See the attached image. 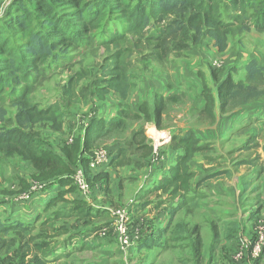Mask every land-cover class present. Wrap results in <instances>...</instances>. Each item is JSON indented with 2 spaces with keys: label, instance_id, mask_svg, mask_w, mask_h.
Wrapping results in <instances>:
<instances>
[{
  "label": "trees",
  "instance_id": "trees-1",
  "mask_svg": "<svg viewBox=\"0 0 264 264\" xmlns=\"http://www.w3.org/2000/svg\"><path fill=\"white\" fill-rule=\"evenodd\" d=\"M251 31L264 36V0L12 2L4 16L0 17V164L17 158L29 164L33 170L32 180L36 185H43L45 189L48 184H59L61 187H68V193L75 191L79 194L81 193L74 186L72 177L77 170H82L90 192L93 171L88 167V154L92 151L88 140L93 129L100 125L99 137L122 133L127 129V120L144 119L148 122L152 120L151 114L146 103L138 105L137 112L124 106L119 112V117L108 122L99 117L97 111L88 112L89 121L88 127L84 128V137L79 135L70 144L60 143L58 150L53 151L47 148L51 144H44L42 132H36L35 127L39 124H49L47 129L51 130L50 133L57 134L63 126L59 124L61 121L56 124L57 117L60 118L62 114L58 115L55 106L42 108L31 100V95L40 85V79L44 78L50 64L63 61L71 52L92 49L95 43L105 47L110 54V65L99 66L102 74L99 83L103 87L95 89L91 94V101L103 100L110 93L125 100L136 86V79L133 78L140 77L133 74L136 71L132 65L130 49L124 46L130 43L132 38L144 39L146 52L137 50L136 53L140 54L137 61L148 66L152 62L163 64L170 55L183 58L193 47L201 45L206 39L212 40L213 47L218 52H224L231 38ZM149 71L144 67L142 75ZM244 71V79L237 82L232 79L231 71L230 74L219 70L210 71L214 88L211 90L203 83L202 96L205 105L203 114L211 121L215 119V108L223 114L264 98V64L251 59ZM68 87L69 82L66 89ZM66 89L64 94L68 92ZM155 98L158 101L154 108L156 119L165 110L167 102H177L176 97L164 99L156 95ZM155 124L158 126V120ZM172 143L173 149L179 150L180 155L171 174L155 186L156 191L163 192L161 195H168L171 200H177L172 201L169 213L171 219L182 208L190 192L193 174L188 170L189 163L197 152L207 150V146L199 145V140L190 131L185 132L183 136L173 137ZM109 153L111 160L108 167L117 155V152ZM219 174L221 173L204 177L196 187L202 186ZM29 188L23 184L22 191L27 192ZM99 189L103 191V186ZM63 196L64 192H60L57 197L46 203L44 212L48 214L44 219L43 214L36 216L32 223L18 220L6 222L0 219V264H41L39 256L45 254V249L40 246V241L46 238V235L66 231L62 223L70 222L73 218L69 214L55 211L56 207L62 205L60 203L63 202ZM76 205L79 214L75 217L80 219L83 217L81 214L88 211L82 203ZM136 207L138 209L141 205L137 204ZM151 222L146 223L141 218L138 242L129 248V252L137 250L151 240L158 241L159 247H165L166 242L159 241ZM53 224H57L60 231L53 230L54 234H50ZM175 228L181 230L184 225L176 224ZM111 231L114 229L111 228ZM73 237L76 235H69L64 242L65 249L71 246ZM179 240L192 241V255L198 261L200 239L187 235ZM83 242L82 239L78 244Z\"/></svg>",
  "mask_w": 264,
  "mask_h": 264
},
{
  "label": "crops",
  "instance_id": "crops-1",
  "mask_svg": "<svg viewBox=\"0 0 264 264\" xmlns=\"http://www.w3.org/2000/svg\"><path fill=\"white\" fill-rule=\"evenodd\" d=\"M206 42H209L213 52L221 55L220 60L225 63L230 44L224 52L220 53L213 47V42L210 39H206L197 47L203 46ZM250 60L243 59L240 68H244ZM195 63L196 59L192 65L186 63V66L193 67ZM186 72H188L187 68ZM206 74V76H202V79L208 77L206 82L213 90L214 84L211 83L210 71H206ZM184 76L186 77V75ZM183 80H187V84H183L180 88L172 84L170 88L169 84L164 85L163 81L156 84L143 78L125 100L121 99L119 95L110 93L103 100L93 102L99 117L106 122L117 119L124 106L137 112L136 107L142 103L147 104V110L151 114L152 120L148 122H145L144 119L126 121L127 129L124 132L129 133L132 140L126 139L124 144L127 145L115 147L117 155L112 164L105 172H101L99 177L93 176L92 188L87 195L75 191L68 193V187H61L59 184H48L45 189L41 185L42 189L33 190V187L36 186L32 180L33 170L28 163L23 161L20 162L25 164L24 176H18L16 181L11 184L0 185V219L6 222L18 220L32 223L36 216L41 214H43L42 219L46 218L48 214L44 212L46 203L57 197L60 192H64L63 202L60 203L62 205L56 207L55 211L69 214L73 218L70 222L62 223L66 231L46 235V238L40 241L41 245L37 242L42 249H45V254L39 256L41 264H264V249L258 258L253 259L251 256L253 240L249 241L250 233L255 236L257 222L264 220V218H257L260 213L264 214V165L257 166L255 162L250 161L246 162L249 165V170L246 173H234L229 168L223 171L216 168L204 173L206 168L198 165L199 162H196L194 157L188 165L189 172L193 174L189 187L190 192L187 194L186 202L172 216V219L169 215L173 205L172 201L176 202L177 200H171L168 195H161L160 191L155 190L157 183L171 174L180 155L179 150L173 149V137L183 136L185 132L190 131L199 140V145L210 143L209 141L228 145L247 140L246 143L244 142L245 145L239 144L241 148L235 151L238 155L239 150L248 149L250 145H257V131L264 130V108H261L263 105L259 106L264 102H259L260 100L223 114H220L215 108V119L213 121L210 118L207 119L211 124L206 130L188 128L186 123L182 128L174 130L173 123L176 121L169 118L170 125H167L165 118L169 105L180 104L178 96L175 95L186 99L189 109L197 110L200 118H208L203 114L205 105L201 80H191L190 77H186L177 83ZM178 90L181 92H177ZM156 95L164 99L168 97L177 99L176 103H166L165 110L162 111L158 119L155 118L154 111L155 104L158 102L155 98ZM154 119L158 120V126ZM85 129L79 134L81 137H84ZM147 130H152L153 136L158 140L163 141L164 137L167 138L165 143L159 145L161 154L154 164L151 160L152 148L146 135ZM206 131H211V133L207 134ZM100 133V125H98L93 129L92 135H89L88 146L90 149L122 134L114 133L99 137ZM243 136L246 138L243 139ZM132 142L135 143L131 144ZM199 153H203L204 160H211L206 155V151L197 152L195 156ZM242 163L244 162L236 161L234 169L239 170ZM219 172L221 174L216 178L196 187L204 177ZM221 177H226L231 187L223 186L221 190L216 191L210 185L218 183ZM23 184H26L28 188L30 185L27 192L22 191ZM96 185L98 187H95ZM101 185L103 191L99 189ZM135 193L140 199L141 207L138 209L151 218L156 217L151 220L152 222L150 220L149 222L153 224L159 241L166 242V245L161 248L158 241H147L137 250L130 251L128 260H122L118 257L117 246H112L113 244L117 245V242L113 232H110L112 218L110 222L109 217L113 210L123 207ZM211 195L215 197L209 198ZM225 197L231 198L228 208H224ZM77 203H82L88 211L81 214L83 217L80 219L75 217L78 216L76 214H79ZM161 203L164 205L159 206ZM165 205L167 208H163ZM178 214L183 216L182 221H177ZM176 224H183L184 228L177 230ZM69 235H76V237L71 239V246L65 249L64 242ZM187 235L191 238L197 236L201 241L198 261L192 255V239L190 241L179 240ZM82 239L84 242L78 244ZM71 247L77 248L69 250ZM181 250L185 251L186 259H182L179 255Z\"/></svg>",
  "mask_w": 264,
  "mask_h": 264
},
{
  "label": "rangeland",
  "instance_id": "rangeland-1",
  "mask_svg": "<svg viewBox=\"0 0 264 264\" xmlns=\"http://www.w3.org/2000/svg\"><path fill=\"white\" fill-rule=\"evenodd\" d=\"M2 1L3 0H0V17L4 16L7 8H9V5L14 2L12 1L11 3H9V0H7L4 5ZM118 27L120 28V26ZM229 44L230 46H228L230 47V49L228 51L229 53L227 54V60L225 61V63L220 60L221 55L213 52V50L209 46V42H206L201 47H193L183 58H179L175 55H170L165 63L158 64L152 62L148 66L146 65V63L137 61L140 57V54L136 53L137 50H140L142 53L146 52L144 49V47H146V43H144L143 38H132V40H130V43H126V45L124 46L130 49L131 60L133 63L132 65L133 68L135 67L136 71L133 74H137L138 76H140L133 78V80L136 79V86L142 81L143 78H145L147 81H152L156 84L160 83V81H163V84H169L170 88L172 87V84L179 86L180 88L183 84H187V80H183L180 83L177 82L186 77H190L191 80H201V85L203 86V82L209 88V85L206 82L209 78L205 77L202 79L203 75H207L206 71L219 70L226 73H229L231 71L230 73L232 79L237 82L244 79V68H240L241 61L243 59L248 58L250 60V58L253 57L262 63L264 62V36H262L261 34L251 31L247 34L231 38ZM109 56L110 54L106 51L105 47L99 46L95 43L93 44L92 49H89L87 51L79 50L71 52L69 57H67L63 61H57L56 64H50L49 70L45 72L44 78L40 79V85L31 95V100L35 104H38V106L42 108L55 106L57 107V112H59L58 115L62 114L60 118L57 117L56 124L58 123V121H61V123L59 124L60 126L63 125L61 131H59V133L57 134L52 135L50 133L51 130L47 129L48 126H50L49 124H39L35 127L36 132H42L44 144H51H49L50 146L47 148H50L53 151H57L60 143L67 142L70 144L72 140L75 141L81 131H83L87 126V123L89 121V119L87 118V113L91 111H97L94 103L91 101V94L95 91L96 88L103 87V85L99 83V79L102 78L99 66L102 64L106 66L110 65L108 61ZM194 59H196V63L193 65V67H191ZM186 63L191 65L187 67ZM144 67H147L148 71H150L142 75ZM186 68L188 69V72H186ZM184 75H186V77ZM68 82L69 87L68 89H66V84ZM64 89H66V91H68L69 93L67 92L64 94ZM177 92L180 93L181 91L178 90ZM175 96H178L180 104L174 106L169 105L167 107V117L165 118V122L167 125H170L169 118H172V120L176 121L175 123H173L174 130H176L177 128H182L183 124L185 123L188 128L192 127L195 129L197 128L206 130L210 127L209 124L211 123H209V120H207L209 118H205L204 116V119L200 118L197 110L189 109L188 101L186 99L179 95ZM259 100V102H264L263 98H260ZM259 106H261V108H264V104H260ZM206 132L207 134L211 133V131ZM257 132V145H250L248 149L239 150L238 155L235 153V151L241 148V145L239 144L245 145L247 140L230 143L228 145H221L214 141H209L210 143H202V145L207 146V150L204 151H206V155L209 156L211 160H204L203 153H199V155L197 154V156H195V161L199 162L198 165H202L204 168H206L204 173H207L209 170H215L216 168L220 169L221 171L229 168L230 170H233L234 173L238 174L246 173L249 170V165L246 162L250 161L255 162L257 166H263L264 130L262 129ZM146 135L151 142V160L154 164V162L159 159V156L161 154V150H159L160 146L156 144V142H158L159 144L160 140L153 136L152 130H147ZM51 137L53 140H51ZM242 138L245 139L246 137L243 136ZM126 139H128V141H131L132 136L129 133L124 132L121 135H116V137L112 140L109 139L104 141V144L91 149L92 151L88 154V159L92 157L94 152L99 148H105L108 152H112V154H115V147L127 145L124 144V141ZM134 143L135 142H132L131 144ZM20 161L21 160L14 158L11 161L0 164V185H2L3 183L11 184L12 182L16 181V178L18 176H24L23 170L25 169V162L22 163ZM236 161L244 162L241 164L242 167H240L239 170L234 169V164L236 163ZM107 168L109 167L107 166L105 168L95 170L91 173H93V176L96 175L97 178L100 176L101 172H105ZM25 172H27V170H25ZM223 186H227L228 188L231 187L230 183L226 180V177H221L218 183L210 185V187L216 191L221 190ZM35 187L37 186H34L33 188ZM95 187H98V185H96ZM136 193L127 200L126 204L123 207L119 208L123 209L126 212V224L129 228V231L131 232V235H133L135 226L137 229H139L138 226H140L141 224V218H143L146 223L149 222V220L151 221L156 218H151V216H148L143 211H140V209H137L136 206L137 204H140V199L138 198V196H136ZM214 197L215 196L213 195L209 196V198ZM225 203L226 205L224 206V208L230 207L231 198L225 197ZM161 205H164V203H161L159 206ZM165 207L167 208L166 205L163 208ZM114 211L116 210H113L112 212ZM110 216L111 217H109V220L111 222L112 218L111 226L114 229L115 219L112 217V214ZM182 217L183 216L181 214H178L177 221H182ZM257 218H264V214L260 213ZM136 221L138 223H136ZM53 230L60 231V228L57 224H53L52 230H50L49 233L54 234ZM113 236L116 238V233L114 234V231ZM249 237L250 242L254 240V235H252L251 233ZM112 246H117L116 251L119 254V258H121L122 260H128L129 250L126 252L122 251L123 249L120 247V245H118V242L117 245L113 244ZM75 248L77 247H71L69 250ZM179 255H181L182 259H186L184 250H181ZM28 259L29 258H26V260ZM252 262H255V260H252Z\"/></svg>",
  "mask_w": 264,
  "mask_h": 264
},
{
  "label": "built area",
  "instance_id": "built-area-1",
  "mask_svg": "<svg viewBox=\"0 0 264 264\" xmlns=\"http://www.w3.org/2000/svg\"><path fill=\"white\" fill-rule=\"evenodd\" d=\"M7 0H3V4L6 3ZM16 0H9V3ZM2 4V5H3ZM5 5V4H4ZM7 7V6H4ZM167 138L164 137V140L156 142L157 145H161L165 143ZM111 160V154L105 148L97 149L92 157L89 158L88 167L90 170L95 171L99 170L103 167H106ZM74 186L79 190L82 195H87L89 193V186L85 180L84 174L82 170H77L72 177ZM37 187L33 188V190H40L41 186L36 185ZM37 188V189H36ZM112 217L115 219L114 232L116 233V238L118 245L123 249L122 251L126 252L132 246H135L138 242V229L135 228L133 231V235L129 231V228L126 224L127 215L123 209H117L114 212H111ZM251 256L253 259L259 257L261 251L264 248V220H259L257 222V228L255 230L254 240L251 243Z\"/></svg>",
  "mask_w": 264,
  "mask_h": 264
}]
</instances>
